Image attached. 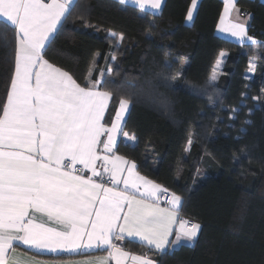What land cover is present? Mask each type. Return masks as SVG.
Returning <instances> with one entry per match:
<instances>
[{
	"label": "trees",
	"instance_id": "trees-1",
	"mask_svg": "<svg viewBox=\"0 0 264 264\" xmlns=\"http://www.w3.org/2000/svg\"><path fill=\"white\" fill-rule=\"evenodd\" d=\"M190 1L163 0L155 13L118 0H76L45 58L82 86L90 68L92 80L106 70L103 89L115 98L104 122L121 97L129 99L123 132L136 137L122 133L117 153L179 195L181 216L200 225L191 245L160 252L125 238L123 248L151 253L156 264H264V2L235 1L250 15L248 34L259 40L252 45L215 33L221 0H199L186 23ZM221 50L227 55L211 81ZM6 56L0 47V99L12 67ZM250 56L256 67L247 77Z\"/></svg>",
	"mask_w": 264,
	"mask_h": 264
},
{
	"label": "snow or ice",
	"instance_id": "snow-or-ice-1",
	"mask_svg": "<svg viewBox=\"0 0 264 264\" xmlns=\"http://www.w3.org/2000/svg\"><path fill=\"white\" fill-rule=\"evenodd\" d=\"M132 2L141 12L159 10L162 4V0ZM223 2L220 31L240 44L259 43L248 34V21L241 19L235 0ZM197 3L192 0L187 20L193 19ZM75 6L76 0H0V21L7 25L0 28V47L7 49L6 59L12 65L6 96L0 99V264H20L13 255L14 242L38 255L107 251L105 256L62 264H108L110 259L115 264H155L146 255L124 251L114 240L138 238L150 249L163 252L182 239L194 240L200 225L180 218L179 195L169 194L161 184L140 175L135 162L114 154L118 133L129 142L136 140L123 132L129 99H119L111 127H106L105 112L115 98L113 92L102 90L106 81L92 80L90 69L82 86L45 59L52 34ZM108 36L117 38L113 32ZM225 55L221 52L216 60L211 81L217 79ZM254 60L249 73L255 71ZM191 144L189 139L188 147ZM77 165L82 167L77 169ZM161 199L168 207L160 206ZM37 213L47 220L37 222ZM177 222L179 227H175ZM173 233L176 238L170 240ZM31 260L46 264L36 257Z\"/></svg>",
	"mask_w": 264,
	"mask_h": 264
},
{
	"label": "crops",
	"instance_id": "crops-1",
	"mask_svg": "<svg viewBox=\"0 0 264 264\" xmlns=\"http://www.w3.org/2000/svg\"><path fill=\"white\" fill-rule=\"evenodd\" d=\"M118 1H119V0H118ZM221 1H222V7H221V9H220V13H219V15H218V19H217L216 24H215V26H214V31H215V33H216L217 35H220V36L225 37V38H227V39H229V40H232V41H234V42L239 43L234 37H231L229 34L220 31V29L217 27V25L220 23V16H221V13L223 12V9H224V2H223V0H221ZM235 1H236V0H235ZM260 1L264 2V0H260ZM198 2H199V0H198ZM126 3H127V4H132V5L136 6V5L132 2V0H126ZM162 3H163V0H162ZM191 3H192V0L190 1V4H189V6H188V9H189V7L191 6ZM197 5H198V3H197ZM136 7H137V6H136ZM161 7H162V4H161ZM196 8H197V7H196ZM196 8L193 10V17H194V14H195ZM160 9H161V8H160ZM160 9H159V10H152V9L149 8V9H146V11H150V12H155V13H157V12L160 11ZM188 9H187V11H186V15H185L184 20H185L186 23H191L192 20L189 21V20L186 19ZM235 15H236V14L233 13V15H232V18H233V19H235ZM240 15H241V19H242V20H245V19H246V20L248 21V23H249V18H250V15H249V14H246V13L240 11ZM53 34H54V33H53ZM53 34H52V35H53ZM250 36H251V35H250ZM255 39H256V38H255ZM256 40L259 42L258 39H256ZM245 43H249V44H251V42H248V41H245ZM252 45H253V44H252ZM221 52H225V51H224V50H221V51L219 52L218 57L216 58V60H217L218 58H221V57H220V53H221ZM225 53H226V52H225ZM225 57H226V55L222 58V63H223ZM252 58H255V57H254V56H250L249 63H250V61L252 60ZM45 59H46V58H45ZM216 60L214 61V65H215V63H216ZM222 63H221V65H220V67L217 69V72H218V73H217V77H218V75H219V72H220V69H221ZM254 63L256 64V61H255V60H254ZM214 65H213V67H214ZM55 66H56V65H55ZM248 66H249V64H248ZM57 67H58V66H57ZM213 67H212V70H211V73H210V77H211V75H212ZM102 68H103V67H102ZM102 68H100V70L98 71V72H100V73L98 74L97 79H100V78L102 77V75H103V72L106 71L105 69H102ZM90 69H91V72H92L93 67L90 68ZM108 69H109V68H108ZM245 72H246V76H247V77H251V76H252V73H253V72L249 73V72H248V68H247V70H246ZM88 77H89V74H88ZM97 79H96V80H97ZM102 90H105V89H102ZM109 104H110V103H109ZM118 107H119V100H118V102H117L116 109H117ZM116 109H115V111H114V114H113V116H112L110 122L107 123V124H105L106 127H111L112 120L115 118V112H116ZM106 111H107V110H106ZM127 112H128V110H127ZM127 112L125 113V117H126V115H127ZM105 113H106V112H105ZM124 120H125V119H124ZM103 122H104V121H103ZM104 123H105V122H104ZM123 124H124V122H123ZM121 134H122V132L117 134V143H118V140H119ZM103 139H107V137L105 136V137H103ZM117 143H116V145H117ZM116 145H115V148H114V154H115V155H119V156H122V157H124L125 159H127V160H129V161H133V160H130V159L126 158L125 156H123V155L117 153V151H116ZM99 149H100L101 154H103V144H102V143L99 145ZM133 162H134V161H133ZM100 170L102 171V169H100ZM85 171H86V174H87V175H91L90 172H87V170H85ZM136 171L138 172L137 168H136ZM138 173H139V172H138ZM139 174L142 175V176H144V175L141 174V173H139ZM144 177H146V176H144ZM146 178L149 179V180H152V179H150V178H148V177H146ZM97 180H98V178H97ZM98 181H99V180H98ZM152 181H154V180H152ZM154 182H155V181H154ZM156 183H157V182H156ZM160 206H161V207H168V205H167L166 202H160ZM179 210H180V209H179ZM178 214H179L180 218L184 219V218L181 216L180 212H179ZM36 216H37V222H41V220H44V221L47 220V218H46L45 216H42V214H40V213H37ZM186 220H188V219H186ZM189 221H190V220H189ZM191 222H193V221H191ZM194 223H197V222H194ZM49 226H53V227H55L56 225H54V224H49ZM175 227H179L178 222H177V224L175 225ZM197 233H198V232H197ZM175 238H176V237H175V233H173V234L170 236L169 239H170V240H175ZM128 239L135 240V241H138V242H139L138 238H135V239H133V238H128ZM194 240H195V239H194ZM194 240H192V241H187V240H183V239H182L177 245H171V246H168V247H166L165 250H172V249L178 247V246L181 245V244L191 245V244L194 242ZM120 242H121V240H120V241H116V240H114V243H116L118 246L122 247V246L120 245ZM14 243L16 244V253H14L13 255H15V256L19 259L20 264H32V260H31L32 257H36L37 260L44 261V262H46V264H57V262H61V264H62V262H64V261H69V260H82V259L85 258V256L95 258V257H99V256H105V255H107V251H105V250H100V249H97V250H91V251L87 252L85 255H76V254H71V253H47V252H45V253H41V254L38 255V254L35 252V250H29V249H27L25 246L19 245L18 242H14ZM141 243H142V242H141ZM143 244H144V243H143ZM122 248H123V247H122ZM123 250H124V251H127V252H130V253H133V254H135V255H146V256H148L150 259H152L153 261H155V257H154L151 253H137V252L129 251V250L125 249V248H123ZM108 264H115V261L110 259V260L108 261ZM128 264H131V261H129ZM155 264H156V261H155Z\"/></svg>",
	"mask_w": 264,
	"mask_h": 264
},
{
	"label": "built area",
	"instance_id": "built-area-1",
	"mask_svg": "<svg viewBox=\"0 0 264 264\" xmlns=\"http://www.w3.org/2000/svg\"><path fill=\"white\" fill-rule=\"evenodd\" d=\"M76 167H77V169H79V168H81L82 166H81V165H77ZM99 179H100V178H98V180H99ZM104 179L107 180V177H105ZM160 202H166V200L161 199Z\"/></svg>",
	"mask_w": 264,
	"mask_h": 264
},
{
	"label": "rangeland",
	"instance_id": "rangeland-1",
	"mask_svg": "<svg viewBox=\"0 0 264 264\" xmlns=\"http://www.w3.org/2000/svg\"><path fill=\"white\" fill-rule=\"evenodd\" d=\"M218 73V72H217Z\"/></svg>",
	"mask_w": 264,
	"mask_h": 264
}]
</instances>
